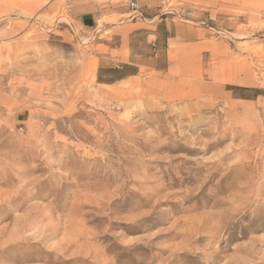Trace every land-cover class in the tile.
Here are the masks:
<instances>
[{"label":"rangeland","instance_id":"obj_1","mask_svg":"<svg viewBox=\"0 0 264 264\" xmlns=\"http://www.w3.org/2000/svg\"><path fill=\"white\" fill-rule=\"evenodd\" d=\"M111 4L0 0V264H264V0H158L206 35L100 84Z\"/></svg>","mask_w":264,"mask_h":264},{"label":"crops","instance_id":"obj_2","mask_svg":"<svg viewBox=\"0 0 264 264\" xmlns=\"http://www.w3.org/2000/svg\"><path fill=\"white\" fill-rule=\"evenodd\" d=\"M129 3L131 6L136 4V7L131 9ZM111 6L117 10L109 15L129 17L117 23H106L103 27V30L119 35V44L113 45L112 40L101 44L102 53L96 56V80L100 84L127 81L145 71L169 70L173 64L170 55L173 42L198 43L206 35L204 27L177 22L172 16L159 19L164 13L158 9V0H116V4ZM95 11H86L81 15V26L93 30L98 28L99 18L105 13L99 15ZM139 37H142L141 41Z\"/></svg>","mask_w":264,"mask_h":264},{"label":"built area","instance_id":"obj_3","mask_svg":"<svg viewBox=\"0 0 264 264\" xmlns=\"http://www.w3.org/2000/svg\"><path fill=\"white\" fill-rule=\"evenodd\" d=\"M132 7H134V8H135V7H136V4H132Z\"/></svg>","mask_w":264,"mask_h":264}]
</instances>
